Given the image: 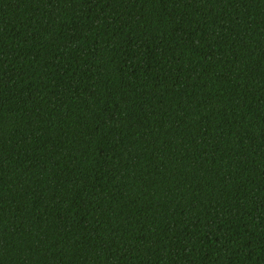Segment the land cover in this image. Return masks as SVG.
Listing matches in <instances>:
<instances>
[{"label":"trees","instance_id":"obj_1","mask_svg":"<svg viewBox=\"0 0 264 264\" xmlns=\"http://www.w3.org/2000/svg\"><path fill=\"white\" fill-rule=\"evenodd\" d=\"M0 264H264V0H0Z\"/></svg>","mask_w":264,"mask_h":264}]
</instances>
